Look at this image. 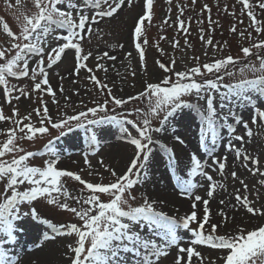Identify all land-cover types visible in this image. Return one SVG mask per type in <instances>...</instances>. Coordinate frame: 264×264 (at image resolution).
I'll return each instance as SVG.
<instances>
[{"label": "snow or ice", "instance_id": "6c2138e0", "mask_svg": "<svg viewBox=\"0 0 264 264\" xmlns=\"http://www.w3.org/2000/svg\"><path fill=\"white\" fill-rule=\"evenodd\" d=\"M5 3L10 9L17 10L20 30L17 34L6 21L0 20V28L8 38L5 45L0 46V94L3 97L0 124L8 122L11 125L6 129L0 127V136L5 137L0 140V264H33L30 258L26 259L27 252L21 255L16 251L20 233L28 222L47 226L42 233L45 242L75 237L64 241L66 264H165V260L168 264H264V223L248 229L236 224L235 216H229L223 210L217 213L220 220L213 223L209 200L195 194V189L203 187L197 177L208 182L206 195L209 198L217 189H224V184L215 181L208 169L221 177L226 175L228 157L216 155V146L223 140L225 129L228 140L224 148L234 153L235 159L241 161L252 176L264 178L260 158L243 147L245 138L251 142L253 137L250 123L264 124V107L253 104L254 98L264 97V39H257L264 35V20L258 18L257 11L264 13V0L255 3L253 0H236L241 5L240 15L248 17L251 31L248 28L238 31L236 24L230 31L241 39L254 41L250 46L240 48L242 57L227 55L217 59L216 53L222 52L223 48L213 44L210 35L205 39V30L201 28L199 39L205 49H213L210 57L207 50L203 53L210 62L201 64V58L197 56L193 57L196 66L178 70L176 58H171L168 64L157 59L155 64L159 72L155 73L147 71L148 41L146 38L141 41L145 36L146 22L150 26L153 20L154 0H143L141 13L134 20L132 37L140 69L149 78L142 81L139 92L128 96L114 94V82L110 85L106 76L101 79L95 74L101 70L107 74L109 68L100 61H115L117 57L107 51L96 56L94 71L87 63L92 52H85L82 45L86 40L90 41L94 32H99L94 26L106 18L117 17L125 8L132 9L134 0H31L34 10H25V0H15L14 4L5 0ZM166 3L171 5L172 0H166ZM191 3L195 5L197 0H191ZM178 10L175 21H171L169 15L163 19V24L175 26L178 32L187 35L191 18L186 22L182 19L184 8ZM224 11L236 15L228 12L227 6ZM202 12L208 13L210 28L218 23L212 20L211 8L207 4L202 5ZM198 22L202 24L203 20ZM239 23L244 22L239 20ZM164 39L166 37H160V40ZM169 43L173 48H180L179 40ZM155 46L161 56L165 55L159 42ZM185 46H189L187 40ZM68 50H72L74 56V68L69 75L79 77L82 70L86 71L89 75L85 79L94 86L86 88V92L103 97L102 100H80L79 111L68 104L71 98L65 95L67 90L62 84L54 89L50 83V70L62 62ZM132 55L128 52L125 58ZM241 59L246 61L243 67H239L241 79L236 83H224L226 77H236L233 69ZM246 72L253 78H247ZM131 75L136 77V71ZM56 76L60 80L66 79L59 72ZM21 80L31 81L30 88L18 86L16 82ZM71 82L78 81L73 79ZM33 94H38L40 106L21 116L20 102L23 99L35 103ZM58 94L64 97L66 107H72L71 114L59 109L56 117L50 114L44 97L47 95L53 105H59ZM73 95L79 96L80 93L75 91ZM188 98H194V102ZM144 101L147 103L143 108L135 107L132 111L126 108L133 102ZM4 105L11 106V115L4 112ZM233 105H252L250 122L233 111ZM186 109L195 111L199 117L198 149L211 163L202 161L197 152H190L184 177L177 175L179 161L173 147L157 134L170 130L174 134L172 139L187 147L185 140L175 135L177 129L172 123ZM33 114L37 117L36 123ZM154 121H158V126H153ZM235 125L243 128V135L236 134ZM112 128L117 129L124 143L133 146V155L120 172L106 165L103 159L99 160L98 165L110 177L109 182L104 183L105 175L93 167L89 157H95L101 151V140ZM53 130L58 133L56 137H52ZM77 131L85 134L88 151L83 153V160L86 167L78 171L58 167L62 152L56 141ZM45 137L48 139L43 150L25 147V142L35 143ZM157 147L167 154L168 169L179 196L192 201L191 211L183 216L168 215L160 208L164 200L150 198L147 193L142 192V202L135 204L138 187H143L151 178L150 169L156 162ZM38 157L47 158L43 159L41 166H34L31 161ZM85 171L88 176L99 179L83 178ZM230 175L239 182L243 192L251 193L249 185L236 171H231ZM69 181L75 182L78 188L70 189ZM258 183L264 186V179ZM234 199L233 209L239 210L238 204L250 217L264 221V197L259 191L253 200L237 189ZM40 202L49 211L69 214L76 222L57 223L44 218L37 207ZM200 202L203 208L198 213L197 204ZM220 203L225 204V201ZM221 228L225 229L224 233L217 234ZM179 230L190 234L187 244L182 242ZM210 251H216L214 259L208 254Z\"/></svg>", "mask_w": 264, "mask_h": 264}, {"label": "rangeland", "instance_id": "374dc122", "mask_svg": "<svg viewBox=\"0 0 264 264\" xmlns=\"http://www.w3.org/2000/svg\"><path fill=\"white\" fill-rule=\"evenodd\" d=\"M14 4L15 0H11ZM143 0H134V7L132 9L125 8L122 12L119 13L117 17L108 19L106 18L99 25L94 26L99 29L98 33L93 34L90 41L86 40L83 42V48L85 52L91 51L92 57L89 59L88 66L93 68L95 71V65L97 63L95 57L100 55L101 53L107 51L109 55H114L117 57L115 61H109L107 59L100 61V63L105 64L109 71L105 74L102 70L95 71V74L98 78L105 79L107 77V82L112 85L113 82L115 84L114 94L118 96H128L134 95L139 92L143 87V80L148 79V75H146L141 69L139 65L138 54L135 52L133 46V37L132 30L135 18L141 13V5ZM256 0H253L255 3ZM207 4L211 8V18L214 21H218L217 24L211 26L208 23V13L202 12V5ZM227 6L228 12H235L236 15L232 16L227 14L224 11V8ZM179 7L184 8V16L182 19H185L187 22L188 18H191V24L189 33L185 35L182 32H178L175 26L169 27L163 24V19L170 15L171 21H175L176 17L179 15ZM169 9L171 11L169 12ZM25 10H34L31 0H25ZM241 5L236 3V0H197V3L193 5L191 0H172L171 5L166 3V0H154V16L151 25L145 26V36L141 38L147 39L148 44L146 45V66L148 73L159 72L155 61L157 59L161 60L165 64L170 62L171 58L177 59V67L178 70H186V67L196 66V60L193 57L199 56L200 63L203 64L205 62H210L209 57L212 55L213 49L208 47L205 49L202 44L200 37V29L203 28L205 39L211 36L213 40V44L217 45L220 48H223L222 52L216 53V58H222L223 56L232 55L233 57H242V53L240 52V48L242 46H250L251 42L246 38L241 39L238 34H234L230 31V28L233 24H236L238 27V31H244L248 28L249 20L246 15L241 16ZM258 11V18L264 20V13ZM18 12L16 9H10L5 0H0V20L6 21L10 28L19 33L20 30V22L17 21L16 16ZM203 20V23H199L198 21ZM239 20H243V24L239 23ZM161 29H163L161 31ZM248 31H251L248 28ZM164 36L166 39L160 40V37ZM255 37L256 34L253 33ZM8 38L0 28V46H4L5 42ZM257 39H264V35L259 36ZM179 40L180 48H173L170 41ZM185 40L188 41L189 46H185ZM159 42V47L164 49L165 55L161 56L156 48V44ZM63 43V41H60ZM120 45H123V48H120ZM207 50L209 53V57H205L203 55L204 51ZM132 52V57L125 58L126 53ZM129 62H131V67H129ZM243 59H241L240 64L233 69L236 72L235 78H225L224 83H236L241 79V74L239 72V67H243L244 63ZM74 68V56L73 51L68 50L62 62L57 66H54L52 70H50V83L53 88H58L59 85H63L67 90L65 95L69 96L71 99L68 101V104L76 107V110L79 111V102L80 100L91 101L94 98L103 99V97H99L98 93L94 92H86V88H94L92 84L88 80L85 79L87 75H89L86 71H81L79 77H74L69 75V73ZM136 71V77L131 75V72ZM59 72L61 76L66 77L64 80H60L56 73ZM162 75V73H160ZM247 78H253L250 73L244 74ZM76 79L78 82L73 84L71 81ZM199 79V78H198ZM15 82V81H14ZM18 83V86L21 87H29L31 86V81L21 80ZM133 85L135 87H133ZM123 89V91H119ZM75 91H79L80 95H73ZM38 94H33L32 100L35 103H31L30 101L23 100L20 102V114L21 116L25 115L26 112L31 111L32 108L39 107V100L37 99ZM45 100L48 101V107L50 109V114L53 117L58 115V109L60 111H67L68 113H72V107H66L64 97L58 94V98L60 99L59 105H53L50 101V97L45 95ZM193 100L194 98H188ZM217 104H219V96H217ZM3 103L2 94H0V104ZM146 101L144 102H133L132 104L127 105V110L132 111L135 107L143 108V105L146 106ZM203 103V102H201ZM253 104H257L259 106L264 107V97L254 98ZM89 106H92L89 103ZM9 105H4V112L7 115H11ZM251 108L252 105L236 107L233 105V111H235L238 115L242 116L244 120L250 122L251 116ZM119 111V110H118ZM135 118V117H132ZM33 122H37V117L33 114ZM231 122V121H230ZM173 125L176 127L177 131L175 135H180L186 142L187 147L179 145L176 141L172 139L174 135L170 130L167 133L157 134L164 138L168 146L173 147L177 157L178 164L176 167L177 175H180V171L178 170L179 163L184 159H189L190 152H197L198 156L202 161H207L211 163V160L208 156L201 150L198 149V132L200 120L195 111L184 110V112L178 114L175 119L172 121ZM11 125L8 122H3L0 124L2 128H8ZM153 126H158V121L153 122ZM237 128L236 134L243 135L244 130L241 126L235 125ZM107 127V126H106ZM250 127L253 130V137L251 142H247L243 145V147L254 157H259L261 160V168L264 170V124L252 125L250 123ZM58 133L54 130L52 131V137H56ZM133 135H136L133 130ZM223 140L219 145L216 146V155H224L228 157L226 175L221 177L216 173H211V170L208 169L210 174L213 175L214 180L217 182H221L224 184V189H217L213 197L209 198L206 195L208 190V182L202 180L197 177V181L203 184V187H198L195 189V194L200 195L202 198L209 200V208L211 210V218L212 222L215 223L220 220V217L217 215L218 211L221 209L229 214V216H235V223L246 226L248 229H251L261 223H264L260 218L250 217L249 214H246L243 209H240V206L237 204V209H233L232 205L236 203L234 196L237 189L241 190L242 195H249L250 199L256 200V194L259 191L261 196L264 197V186H261L258 181L260 179H264L257 176H252L243 166L242 162L235 159L234 153L228 152L224 148V144L228 140L226 129L222 133ZM5 137L0 136V140H3ZM47 137L37 140L35 143L25 142V147L28 150H43V146L47 143ZM238 147L241 145L239 142L234 141ZM56 146L62 152V158L58 165V167L66 168L72 171H78L80 168L86 167L84 165L83 153L88 151L87 143L85 142V134L82 131H77L68 134L65 137L60 138L56 141ZM176 146H178L176 148ZM156 152L158 153V157L160 161H157L153 164L150 169L151 178L146 181L143 187H138L136 191L137 201L135 204L142 202L141 193H147L150 198L159 197L155 195V190L160 187V181L158 178V173H160L161 169L166 175V183L171 188L172 192L178 194L174 187V178L172 177L171 172L168 169L167 165V154L161 152L158 147L156 148ZM133 155V146L124 143L117 132V129L112 128L108 131L101 140V151L95 156L89 157L90 163L93 167L99 171L101 174L105 175L104 183H108L110 177L107 173H104V169L98 165V161L103 159L106 165H109L115 168L118 172L125 169V166L128 164L130 157ZM43 158H36L31 161L34 166H41L43 163ZM75 162V163H74ZM231 171H236L238 176L241 179H244L245 182L249 185L251 193L243 192L242 186L238 181H235L231 178ZM83 178L88 180H98L99 177H90L87 174V171L82 173ZM68 187L70 189L78 188V185L75 182L69 181ZM158 194V193H157ZM161 199V198H160ZM225 201V204H221L220 201ZM260 201H257L259 203ZM191 203L192 201L185 199L184 201V211L177 215L171 214L169 211H165L167 209L163 204L160 205V208L166 212L170 216L180 217L185 215L186 213L191 211ZM135 206V205H134ZM38 209L41 211L42 216L44 218L50 219L53 222H76L73 217L69 214L60 213L57 211H49V209L44 205L43 202H40L37 205ZM203 203L200 202L197 204L198 213L202 212ZM46 225L39 224L37 222H28L26 223L25 230L20 233L19 236V245L16 247V251H19L18 248H21L22 253L24 255L27 252V256H31L35 254V257L30 258L33 261V264H66V257L64 256L65 247L64 241L74 240L75 237L64 238L60 237L57 241H43L42 233L46 230ZM207 228V226H206ZM225 229L221 228L218 230L217 234H223ZM178 235L182 237V242L187 244L188 238L190 234H185L183 230H179ZM39 238V239H38ZM40 245H44L43 248ZM208 254L211 258H215L217 253L216 251H210ZM165 264H168L167 260H165Z\"/></svg>", "mask_w": 264, "mask_h": 264}, {"label": "bare ground", "instance_id": "6f19581e", "mask_svg": "<svg viewBox=\"0 0 264 264\" xmlns=\"http://www.w3.org/2000/svg\"><path fill=\"white\" fill-rule=\"evenodd\" d=\"M164 142L166 143L167 141L164 140ZM173 147H174V145H173ZM177 147L178 146H176V148ZM156 160L160 161L158 156H157ZM188 160L189 159H184L178 165V170L180 171V174L184 177H186V171L187 170L185 168V165L188 163ZM163 173L164 172L162 171V169H161L160 173H158V178L160 181V187L161 188H157L155 190V195L160 196V198L162 200H164L163 205L166 206V208H167V209H164L165 211H169L171 214L177 215V214H179L185 210V209H183L185 199L181 198L179 196V194H175L174 192H172L171 188L166 183V180H165L166 175ZM18 250L20 253H22V251H25V250H22L21 248H18ZM33 257H35V254L28 256L26 259L33 258Z\"/></svg>", "mask_w": 264, "mask_h": 264}, {"label": "trees", "instance_id": "16d2710c", "mask_svg": "<svg viewBox=\"0 0 264 264\" xmlns=\"http://www.w3.org/2000/svg\"><path fill=\"white\" fill-rule=\"evenodd\" d=\"M127 107V106H126ZM143 107H145V105H143Z\"/></svg>", "mask_w": 264, "mask_h": 264}]
</instances>
